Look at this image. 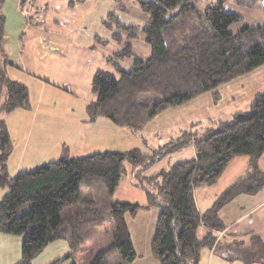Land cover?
<instances>
[{"label":"trees","instance_id":"trees-1","mask_svg":"<svg viewBox=\"0 0 264 264\" xmlns=\"http://www.w3.org/2000/svg\"><path fill=\"white\" fill-rule=\"evenodd\" d=\"M0 0V233L21 238L20 259L14 264H33L52 242L66 241L70 252L50 264H105V257L118 253L131 264L138 257L127 216H135L141 205L111 202L109 197L82 195L81 185L90 190L100 178L113 194L124 172L125 162L147 171L160 158L194 144L195 156L161 169L142 188L150 206L159 209L150 256L159 264H199L203 248L217 245V232L224 230L221 210L240 193L253 194L264 186V172L257 166L264 153V88L251 100L247 112H238L228 121L206 129L195 137L184 132L176 140L151 150L103 151L90 155L60 158L37 166L32 171L11 175L9 160L14 143L6 115L16 109H30L28 87L11 79L8 67H17L5 50L6 15ZM121 11H128L125 0H115ZM242 4V0H236ZM21 8L34 0H19ZM139 10L148 16L142 26L129 25L115 13L103 20L112 31L111 40L96 36V43L114 41L120 46L107 55L117 78L111 72L97 71L92 91L96 100L86 107V121L105 117L118 127L138 133L157 114L179 106L216 89L264 65V22L257 27L244 26L231 31L243 16L225 8V0L202 10L198 0H136ZM74 5L75 2H71ZM34 5V4H33ZM42 11L27 14L37 23ZM192 14L198 19L187 27L180 22ZM40 23V22H39ZM42 24V22L40 23ZM143 35L151 47L147 59L138 57L133 41ZM132 59L127 71L121 62ZM249 156V171L237 178L204 213L198 210L195 190L212 185L237 157ZM27 205V211L20 212ZM107 221L115 225L113 241L104 246L101 228ZM207 227L199 235L202 226ZM105 232V229L103 230ZM101 233V235H100ZM105 234V233H104ZM91 242V243H90ZM234 247V246H233ZM232 249L234 250V248ZM247 263H264V241L252 236L245 247Z\"/></svg>","mask_w":264,"mask_h":264},{"label":"crops","instance_id":"crops-1","mask_svg":"<svg viewBox=\"0 0 264 264\" xmlns=\"http://www.w3.org/2000/svg\"><path fill=\"white\" fill-rule=\"evenodd\" d=\"M71 2L75 4L71 5ZM33 4L22 9L19 0H6L3 5L7 19L5 50L17 65L8 67V75L28 87L31 99L30 109H16L6 115V121L14 147L16 140L21 144L20 151L26 150L27 139L33 135L34 145L49 152H58L61 146L66 147V140H70L73 146H79L85 138L89 140L96 125L118 127L105 117L87 122L86 107L96 100L92 82L97 71L111 72L119 77L107 60V55L116 51V43L110 41L104 46L96 43L95 37L111 40L112 31L104 25L103 20L110 13L127 11L119 10L115 0H34ZM35 8L42 11L37 23L27 19V14ZM263 88L264 84L259 86L257 92ZM51 134L61 136L53 141V148L46 143ZM114 134L117 133L114 131ZM39 135L46 137L37 138ZM246 157L243 173L237 178L249 171L250 158ZM257 166L264 172V153L258 159ZM237 178L227 183L213 197L210 205L203 208L204 201L200 203L196 194L202 186L198 187L194 193L198 210L204 213L209 209L222 191ZM220 216L225 228L217 232L216 247L202 249L199 264H203L204 260L206 264H264L247 263L241 259L245 247L251 245L253 235L264 241V186L253 194L237 195L221 210ZM202 227L205 234L208 229L204 225ZM133 243L135 247L134 240ZM66 247L68 250V244ZM146 255L151 257L150 247ZM17 261L13 260V264Z\"/></svg>","mask_w":264,"mask_h":264},{"label":"rangeland","instance_id":"rangeland-1","mask_svg":"<svg viewBox=\"0 0 264 264\" xmlns=\"http://www.w3.org/2000/svg\"><path fill=\"white\" fill-rule=\"evenodd\" d=\"M217 0H198V5L202 10L208 6L216 4ZM128 11L126 13L118 12L123 22L129 25L142 26L148 20V16L143 14L136 3V0H125ZM225 8L229 11L236 12L243 16L240 23H235L231 27V31H237L244 26L257 27L264 22V0H242V4H238L236 0H225ZM33 11V10H32ZM31 12V11H30ZM198 17L195 14L189 15L182 20L178 26L187 27L186 24L193 23ZM117 49L120 46L115 44ZM133 47L136 55L142 59H147L151 54V47L144 41L141 34L138 39L133 41ZM123 68L127 71L132 68V59H124L121 62ZM264 84V65L251 73L238 77L232 82L225 83L216 89L217 93L210 91L204 95L193 98L179 106L167 108L165 111L157 114L151 119L138 133L129 131L126 128L115 127L114 125L104 127L94 126V130L90 134V139L85 138L80 142L79 146H73L70 140H66V147L61 146L60 151L40 149V146L34 145V136L28 137V143L25 151H20L16 140V146L8 162L11 175L19 172L32 171L37 166L56 161L60 158H69L90 155L97 152L107 150L127 151L132 148H140L141 151L150 152L151 150L163 146L171 140H176L182 136L184 132H189L194 137L202 134L206 129L216 127L222 121H228L238 112L249 111L251 100L259 86ZM64 103V102H63ZM79 111V109H77ZM117 133L114 134L113 130ZM103 133V131H105ZM45 138L39 135L37 138ZM61 138L58 134H51L47 137V146L53 148V141ZM25 139V138H24ZM84 142L86 144H84ZM195 156L194 144L185 145L181 150L171 153L160 158L147 171L138 172L141 166H132L131 163L125 162L123 177L113 194L107 195V191L102 184L100 178L93 180L94 188L88 189L86 183L81 185L82 195L94 193L95 196L109 197L111 202H133L141 205L135 216H127V221L135 242L138 257L131 264H159L152 257H148L147 249L150 247L151 240L155 232V224L159 215V209L150 206L147 202L145 192L142 188L150 187L145 179L152 175H157L161 169L166 168L175 162L186 160ZM245 155L237 157L231 165L224 171L219 182L212 186H202L197 189V196L200 203L203 202L202 208L210 205L213 197L217 195L230 181L237 178L243 173V163ZM6 189H0V198L6 193ZM30 205L20 212L27 211ZM203 227L199 230V235L204 233ZM105 229V232L103 231ZM115 225L113 222L107 221L105 226L101 228L99 246L108 245L114 239ZM105 233V234H104ZM0 264H13V260H18L21 255V238L14 235H5L0 233ZM91 243V242H90ZM67 243L58 240L50 245L34 260L33 264H50L64 255L66 256L70 250H67ZM150 259L151 261H149ZM121 256L118 253H111L105 257V264H116L120 262ZM72 260H66L61 264H71ZM87 264V263H84ZM206 264V260L203 261Z\"/></svg>","mask_w":264,"mask_h":264}]
</instances>
